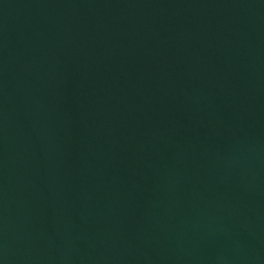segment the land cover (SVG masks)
I'll return each instance as SVG.
<instances>
[{
  "label": "water",
  "instance_id": "obj_1",
  "mask_svg": "<svg viewBox=\"0 0 264 264\" xmlns=\"http://www.w3.org/2000/svg\"><path fill=\"white\" fill-rule=\"evenodd\" d=\"M0 264H264V0H0Z\"/></svg>",
  "mask_w": 264,
  "mask_h": 264
}]
</instances>
